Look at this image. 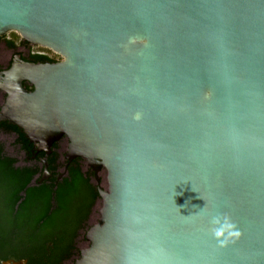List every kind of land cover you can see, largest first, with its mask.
Wrapping results in <instances>:
<instances>
[{"label":"water","instance_id":"95a60500","mask_svg":"<svg viewBox=\"0 0 264 264\" xmlns=\"http://www.w3.org/2000/svg\"><path fill=\"white\" fill-rule=\"evenodd\" d=\"M10 32L63 57L0 72V123L93 171L74 264H264V0H0Z\"/></svg>","mask_w":264,"mask_h":264},{"label":"trees","instance_id":"16d2710c","mask_svg":"<svg viewBox=\"0 0 264 264\" xmlns=\"http://www.w3.org/2000/svg\"><path fill=\"white\" fill-rule=\"evenodd\" d=\"M32 57L35 59L30 61L35 63L57 62L48 54ZM0 130L16 134V144L31 156L30 166L15 168L16 159L5 156V144L0 141V258H26L28 264H63L75 253L81 231H87L89 216L99 199L94 173L84 170L80 158L59 162L61 141L54 143L52 153L47 154L36 152L16 126L2 122ZM45 162L53 177L41 180ZM66 166L67 174L59 180V169ZM35 178L36 184L30 186Z\"/></svg>","mask_w":264,"mask_h":264},{"label":"flooded vegetation","instance_id":"af4514ba","mask_svg":"<svg viewBox=\"0 0 264 264\" xmlns=\"http://www.w3.org/2000/svg\"><path fill=\"white\" fill-rule=\"evenodd\" d=\"M9 41H14V44L12 45ZM0 43H1V45H0V72L7 70L11 66L15 57L18 55H20L22 57V59H24L25 61L34 62V61H30V60L35 59L34 57H32L34 54H36V55L46 54L44 51H34L33 46H31V44H29V43H28V45L24 44L23 39L17 41L14 38H7V36H4V37L0 38ZM24 87L28 91L33 90V87L29 83H27V85ZM5 97H6V95L2 91H0V109L4 105ZM0 133L6 134V135H14L15 136V143H16V139H17L16 134L8 133V132H5L3 130H0ZM62 141H65V140H62ZM62 141L60 142V145L62 144ZM15 145L17 146V151L13 150V152L11 150H9L7 147H5V150H4L5 156L16 159V162L14 164L15 168H24L26 166H30V164H31L30 152L26 149H23L19 144H15ZM57 152L60 154L59 162H65L66 161L65 154L67 153V149L60 147L57 150ZM20 155H23V156L20 157ZM84 165H85L84 170L90 169L87 167L85 162H84ZM66 168H67V166L59 169V176H58L59 180L62 179V177L64 176V173L67 174ZM48 173H49L48 179L53 177V174L51 172L48 171ZM35 180H36V178H35ZM21 195L24 196L25 192H21ZM53 203H54V201H53ZM96 206H97V202H96L95 206L92 208V212L89 216V219H88V222L86 225V229L89 228L88 223H89V221H90V219L94 213ZM83 232H85V231H83ZM79 239H80V237L78 238V243L76 245L75 253L73 254V256L70 259L63 261V264H74L75 261L79 258L80 251L82 250V248L80 247ZM83 239L85 240L84 236H83ZM23 261H25L24 264L29 263V260L26 258H18V259L14 258V257H10L7 259H1L0 258V264H6L8 262H11L13 264H23L22 263Z\"/></svg>","mask_w":264,"mask_h":264},{"label":"rangeland","instance_id":"374dc122","mask_svg":"<svg viewBox=\"0 0 264 264\" xmlns=\"http://www.w3.org/2000/svg\"><path fill=\"white\" fill-rule=\"evenodd\" d=\"M6 36H7V38H14L17 41L22 39L21 36L16 32H10ZM0 45H1V43H0ZM31 46H33V45H31ZM33 50L34 51H44L46 54L50 55L51 57H54L57 61L63 60V57L61 55L57 54L56 52H54L51 49L44 48L41 46H33ZM0 141H2L5 144V147H7L12 152H13V150L17 151V146L15 145L16 143H15V136L14 135H6V134L0 133ZM61 148L67 149L66 147H64L62 145H61ZM22 156L23 155H20V157H22ZM99 218H100V214H99V204H98L95 207L94 213H93V215H92V217L88 223V226L89 227L93 226L95 223H97L99 221ZM84 234H85V232L82 231L81 235H80L81 237L79 239L80 247L82 249H84L86 244H87V242L83 239Z\"/></svg>","mask_w":264,"mask_h":264},{"label":"clouds","instance_id":"9594fccd","mask_svg":"<svg viewBox=\"0 0 264 264\" xmlns=\"http://www.w3.org/2000/svg\"><path fill=\"white\" fill-rule=\"evenodd\" d=\"M235 235H239V233H235Z\"/></svg>","mask_w":264,"mask_h":264}]
</instances>
